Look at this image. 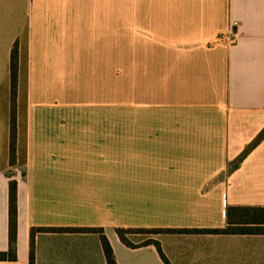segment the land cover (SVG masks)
Returning a JSON list of instances; mask_svg holds the SVG:
<instances>
[{
  "label": "crops",
  "instance_id": "obj_1",
  "mask_svg": "<svg viewBox=\"0 0 264 264\" xmlns=\"http://www.w3.org/2000/svg\"><path fill=\"white\" fill-rule=\"evenodd\" d=\"M9 171L16 260L0 264H28L32 226L103 227L117 264H164L115 227L219 228L228 205L264 206V0H0V252ZM128 238L170 264H264V234ZM35 264L106 261L96 233L38 232Z\"/></svg>",
  "mask_w": 264,
  "mask_h": 264
},
{
  "label": "trees",
  "instance_id": "obj_2",
  "mask_svg": "<svg viewBox=\"0 0 264 264\" xmlns=\"http://www.w3.org/2000/svg\"><path fill=\"white\" fill-rule=\"evenodd\" d=\"M18 45L15 42L10 52V123H9V165L16 164L17 153V80H18ZM263 134L251 144V147L260 140ZM244 150L237 158V164L246 155ZM10 177L8 183V248L0 252V260H16L17 247V180ZM226 225L219 228H141L115 227L119 239L128 247L153 245L164 264H170L165 256L159 241L147 239L142 243H132L128 235L131 233H210V234H264V206L228 205L225 211ZM38 232H93L98 234L106 264H117L113 248L104 232L103 227H45L32 226L28 237V264H35V235Z\"/></svg>",
  "mask_w": 264,
  "mask_h": 264
},
{
  "label": "rangeland",
  "instance_id": "obj_3",
  "mask_svg": "<svg viewBox=\"0 0 264 264\" xmlns=\"http://www.w3.org/2000/svg\"><path fill=\"white\" fill-rule=\"evenodd\" d=\"M123 115H126V112H123Z\"/></svg>",
  "mask_w": 264,
  "mask_h": 264
}]
</instances>
